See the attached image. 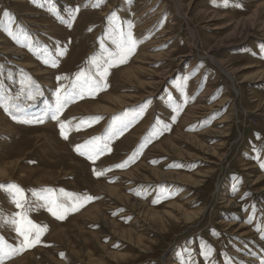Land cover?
<instances>
[{"label": "rangeland", "instance_id": "1", "mask_svg": "<svg viewBox=\"0 0 264 264\" xmlns=\"http://www.w3.org/2000/svg\"><path fill=\"white\" fill-rule=\"evenodd\" d=\"M76 6L68 27L61 18ZM113 14L125 31L134 25L135 54L110 70L107 90L60 116L102 119L67 140L57 120L13 119L44 116L102 40L114 49ZM18 94L9 103L19 110L0 107V184L24 189L29 217L47 231L4 264H264V0H0V97ZM131 117L95 162L75 150ZM45 188L99 198L59 220L38 206ZM19 211L0 188V243L19 245L8 223Z\"/></svg>", "mask_w": 264, "mask_h": 264}, {"label": "snow or ice", "instance_id": "2", "mask_svg": "<svg viewBox=\"0 0 264 264\" xmlns=\"http://www.w3.org/2000/svg\"><path fill=\"white\" fill-rule=\"evenodd\" d=\"M96 6H99L97 3ZM80 11V6H76L70 9L68 12V18L62 19L63 23H66L68 27H72L77 14ZM4 15L9 16L8 12ZM112 20L114 21L113 26L108 32V39L111 40L114 49L105 46L104 41H101V51L98 55L92 56L88 61V67L86 69H81L75 74V78L71 80V86L66 87L61 84L60 88L56 91V101L54 105H50L45 111L44 116L35 117L34 119H20L16 115L12 118L18 120L21 123H34V122H44V117H48L52 120H57L59 122L60 133L65 140L69 138V133L73 130L79 131L82 127H90L92 123L98 122L102 117H90L85 119H80L79 123L76 125L72 124L71 120H61L60 116L63 114L64 110L69 104L74 103L78 99H83L85 96L95 97L100 92L107 90L109 84L107 83L108 76L111 74L110 70L112 68L118 67L120 65L128 63L130 58L135 54L138 44L140 43L134 38L133 27L134 25L129 21L127 26V31L123 29L119 21L116 20L115 14H113ZM5 31L16 40L20 42V37L17 36L9 28H5ZM91 31V29H89ZM27 40V36L24 37ZM31 47V45H25ZM46 51V50H42ZM67 49H62L59 51V55H65ZM44 63L50 64L52 67H58V60L51 55L44 58ZM69 77L62 75L57 77V80H67ZM21 83H25L22 81ZM28 92L26 99L35 100L36 95L39 94V89L34 87V82L30 77L27 78ZM23 91V90H22ZM17 97H0V107H3L5 111L11 114L12 108L20 109L19 104H11L10 100H16ZM179 106L175 111L179 112ZM138 115V114H137ZM137 117H131L127 120H122L118 125L114 124L102 137L96 136L86 140L83 144L76 145V151L82 155L86 156L89 160L95 162L100 156L104 155L105 152H111L109 147L111 141L119 135H122L130 126L133 119ZM77 119V118H72ZM175 119V117H173ZM169 126L164 125L162 129L153 128L152 134L144 141L141 148L144 147L148 142L151 141L153 136L158 137L163 134V131L168 130ZM138 152H134L128 161H124L121 164L115 165L116 168H124L128 165L129 161L135 159ZM111 168L103 170H93L95 174L99 177L104 175L107 171H111ZM0 188H6L9 194L12 196L13 202L16 207L21 211L17 212L15 216L8 220V223L14 226L15 232L21 237L19 245L13 246L7 244V242L0 243V264H4V261L11 259L15 255H19L22 252L35 247L41 241V236L47 231V226H41L35 223L28 215L30 208L26 207L28 204L27 197L25 196L24 189L15 183H10L7 185L0 184ZM37 195V193H34ZM39 199L43 201L39 204V207H46L47 210L57 219H66L70 213L78 212L81 208L86 206L88 203L92 202L99 197H94L87 193H68L63 189L59 190V193L55 189L45 188L41 189L39 192ZM166 192H162V196H166ZM158 202V201H154ZM212 249L205 244L203 255H210ZM194 264V262H193Z\"/></svg>", "mask_w": 264, "mask_h": 264}, {"label": "bare ground", "instance_id": "3", "mask_svg": "<svg viewBox=\"0 0 264 264\" xmlns=\"http://www.w3.org/2000/svg\"><path fill=\"white\" fill-rule=\"evenodd\" d=\"M226 73H227V71L224 69V68H222ZM47 85H49V84H47ZM108 109H112V107H109ZM2 129H5V130H10L9 129V125H8V127H1ZM164 212H167V213H170V212H168V211H164Z\"/></svg>", "mask_w": 264, "mask_h": 264}]
</instances>
